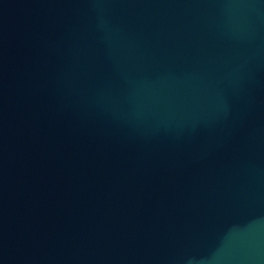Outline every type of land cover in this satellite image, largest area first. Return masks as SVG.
<instances>
[{"label": "water", "instance_id": "95a60500", "mask_svg": "<svg viewBox=\"0 0 264 264\" xmlns=\"http://www.w3.org/2000/svg\"><path fill=\"white\" fill-rule=\"evenodd\" d=\"M0 264H264V0H0Z\"/></svg>", "mask_w": 264, "mask_h": 264}]
</instances>
